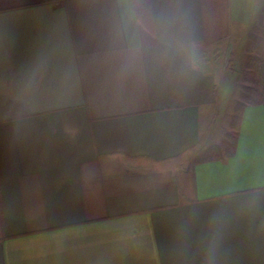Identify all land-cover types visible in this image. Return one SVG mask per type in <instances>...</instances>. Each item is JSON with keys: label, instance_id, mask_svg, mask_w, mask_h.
<instances>
[{"label": "crops", "instance_id": "0c3cea01", "mask_svg": "<svg viewBox=\"0 0 264 264\" xmlns=\"http://www.w3.org/2000/svg\"><path fill=\"white\" fill-rule=\"evenodd\" d=\"M137 2L187 14L180 65L121 72L126 0H0V264H264V0Z\"/></svg>", "mask_w": 264, "mask_h": 264}, {"label": "clouds", "instance_id": "9594fccd", "mask_svg": "<svg viewBox=\"0 0 264 264\" xmlns=\"http://www.w3.org/2000/svg\"><path fill=\"white\" fill-rule=\"evenodd\" d=\"M188 28V16L179 6L153 13L137 0H126L113 40L121 72L143 74L180 65L189 47Z\"/></svg>", "mask_w": 264, "mask_h": 264}, {"label": "trees", "instance_id": "16d2710c", "mask_svg": "<svg viewBox=\"0 0 264 264\" xmlns=\"http://www.w3.org/2000/svg\"><path fill=\"white\" fill-rule=\"evenodd\" d=\"M255 26L248 35L246 44V54L244 58V73L249 72L252 75L253 88L246 90L241 95V100L237 102L233 108L230 126L235 130L238 129L241 115L246 104H253L260 101V63L264 60V50L262 45L258 43L255 35ZM234 136L231 137V143L234 144ZM216 155V147L209 148L200 160L207 161Z\"/></svg>", "mask_w": 264, "mask_h": 264}, {"label": "rangeland", "instance_id": "374dc122", "mask_svg": "<svg viewBox=\"0 0 264 264\" xmlns=\"http://www.w3.org/2000/svg\"><path fill=\"white\" fill-rule=\"evenodd\" d=\"M254 31H255L256 39H257L259 45L261 44L263 47V50H264V9H263L261 16L259 17V19L257 20V22L255 24V30ZM251 87L253 88L252 75L249 72H246V74L243 75V79H242L241 95L244 94L246 92V90L251 88ZM240 99H241V97H240ZM234 132H235V129L232 128L231 133H234Z\"/></svg>", "mask_w": 264, "mask_h": 264}]
</instances>
